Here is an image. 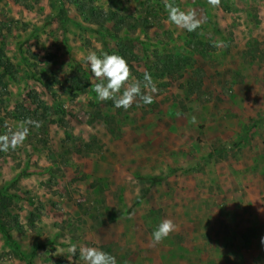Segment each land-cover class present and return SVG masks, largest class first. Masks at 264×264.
Wrapping results in <instances>:
<instances>
[{
    "label": "rangeland",
    "instance_id": "1",
    "mask_svg": "<svg viewBox=\"0 0 264 264\" xmlns=\"http://www.w3.org/2000/svg\"><path fill=\"white\" fill-rule=\"evenodd\" d=\"M166 3L201 26L177 27ZM92 7L130 25L91 24ZM109 33L154 103L98 99L85 57L120 55ZM159 53L183 64L160 76ZM28 119L40 127L0 151V264H85L73 245L118 264H264V211L254 229L244 217L264 198V0H0V136ZM164 219L177 230L153 245Z\"/></svg>",
    "mask_w": 264,
    "mask_h": 264
},
{
    "label": "clouds",
    "instance_id": "2",
    "mask_svg": "<svg viewBox=\"0 0 264 264\" xmlns=\"http://www.w3.org/2000/svg\"><path fill=\"white\" fill-rule=\"evenodd\" d=\"M208 2L214 7L220 4V0H208ZM165 8L168 12V20L177 27L192 32L201 26V20L196 18L195 10L184 11L179 6H174L173 3H166ZM85 65L92 73L93 78L98 81L94 85V90L99 100H111L115 108H122L125 111L132 108L134 104L150 105L155 102L156 97L142 90L139 80L128 86V81L133 78V73L128 61L123 56L115 53L98 55L96 52H90L85 57ZM143 80L145 82L144 89H150L151 93L159 92L150 72L144 73ZM193 122H195V117H193ZM27 125L39 128L40 122L28 119L20 130L13 132L11 136H0V151L14 150L18 145L23 144L30 131ZM176 230L177 225L173 220H162L151 234L152 244H159ZM262 243H264V239H262ZM77 251L85 264H118L114 255L101 248L84 246L78 250L75 245L71 246L70 252L73 255Z\"/></svg>",
    "mask_w": 264,
    "mask_h": 264
},
{
    "label": "trees",
    "instance_id": "3",
    "mask_svg": "<svg viewBox=\"0 0 264 264\" xmlns=\"http://www.w3.org/2000/svg\"><path fill=\"white\" fill-rule=\"evenodd\" d=\"M89 14L91 15L90 16L91 18H89L88 22L91 24L104 25L109 21H113V22L117 21L119 24V26L117 28L118 31L125 28L126 24H129V23L125 22L126 19L124 18V16H121V15L113 12L111 9L110 10H104L103 8H97V7L93 8L92 7V8H90ZM139 27L140 26L136 25V24L131 25V28L134 30H136ZM108 35L115 39L117 52H119V54L121 56L128 57V60H129V54H130L131 57L134 58V55H132L133 53H127L126 52V48L130 49L128 47V45L126 44V42L124 43V41H128L127 37H121L118 35V33H115L113 35H110V33H109ZM178 64H180L179 66H181V64H183V60H180L176 56L174 57L172 54H169V53H167V54H160L159 53V67H158L159 69L157 68L156 70H159V73L161 74L160 76H163L170 68L172 69V67L178 66ZM172 72H173V70L171 71V73ZM112 134H114V132ZM14 180L15 179H13V181ZM159 180H160V177H152L151 178L152 183H155ZM13 181H11V182H13ZM141 198H142V196L137 197L135 202H139L141 200ZM7 204H9L8 197L6 195H0V219H1V216L3 215L4 209L6 208V206H8ZM0 231L2 232V234L7 239L10 240V238H11L10 233L7 229L4 228V225L1 222H0ZM28 264H32V262L28 261Z\"/></svg>",
    "mask_w": 264,
    "mask_h": 264
},
{
    "label": "crops",
    "instance_id": "4",
    "mask_svg": "<svg viewBox=\"0 0 264 264\" xmlns=\"http://www.w3.org/2000/svg\"><path fill=\"white\" fill-rule=\"evenodd\" d=\"M247 198L252 201V205L250 204L249 207H247L249 209H248V211L245 212V216L244 217H250L251 226L249 227V229H254V228H256L258 223L259 224L261 223V219H259V217H255L256 213H255V210L252 209V208L257 207L259 211L261 210L263 212L264 211V198L261 199L262 197H258L257 194L254 195L253 193H251ZM243 205H247L248 206V203L244 202ZM240 214H241V212H240Z\"/></svg>",
    "mask_w": 264,
    "mask_h": 264
}]
</instances>
